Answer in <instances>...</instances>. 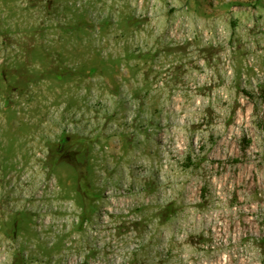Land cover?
Returning <instances> with one entry per match:
<instances>
[{
	"label": "rangeland",
	"instance_id": "374dc122",
	"mask_svg": "<svg viewBox=\"0 0 264 264\" xmlns=\"http://www.w3.org/2000/svg\"><path fill=\"white\" fill-rule=\"evenodd\" d=\"M0 264H264V0H0Z\"/></svg>",
	"mask_w": 264,
	"mask_h": 264
},
{
	"label": "trees",
	"instance_id": "16d2710c",
	"mask_svg": "<svg viewBox=\"0 0 264 264\" xmlns=\"http://www.w3.org/2000/svg\"><path fill=\"white\" fill-rule=\"evenodd\" d=\"M91 194V193H90Z\"/></svg>",
	"mask_w": 264,
	"mask_h": 264
}]
</instances>
